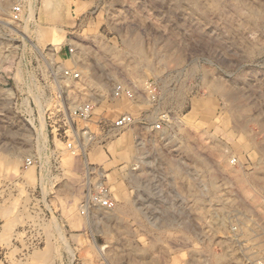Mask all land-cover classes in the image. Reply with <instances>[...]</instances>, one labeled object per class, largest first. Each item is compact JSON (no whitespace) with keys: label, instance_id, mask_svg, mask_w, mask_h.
Listing matches in <instances>:
<instances>
[{"label":"rangeland","instance_id":"374dc122","mask_svg":"<svg viewBox=\"0 0 264 264\" xmlns=\"http://www.w3.org/2000/svg\"><path fill=\"white\" fill-rule=\"evenodd\" d=\"M10 7L0 200L36 210L35 170L56 183L66 264H264V0H29L16 23ZM89 177L115 200L93 223Z\"/></svg>","mask_w":264,"mask_h":264},{"label":"crops","instance_id":"0c3cea01","mask_svg":"<svg viewBox=\"0 0 264 264\" xmlns=\"http://www.w3.org/2000/svg\"><path fill=\"white\" fill-rule=\"evenodd\" d=\"M41 172L35 170L36 180L31 185L42 195L39 208L34 210L35 201L18 206L14 201L5 205V200H0V264H66L67 225L47 196L56 183L45 180ZM35 218L42 220L37 228ZM73 226L69 225L74 231L80 230L81 223Z\"/></svg>","mask_w":264,"mask_h":264},{"label":"built area","instance_id":"2783aa9c","mask_svg":"<svg viewBox=\"0 0 264 264\" xmlns=\"http://www.w3.org/2000/svg\"><path fill=\"white\" fill-rule=\"evenodd\" d=\"M6 0H0V10L2 8V4ZM29 6V0H11V7H10V13H11V19L13 22H22L24 18V14L28 10ZM71 51L73 49L71 48ZM65 74L68 76H72L75 78L80 77L79 72H74L72 70H66ZM93 103H83L79 105L77 110L75 111L76 114L80 115V117H84L85 119H88L93 116L94 110ZM134 116L130 113H127L123 115L122 117H119L115 121V125L118 127H129L134 124ZM158 128H161V125H157ZM34 160L32 158L27 159V166L33 165ZM92 172V171H91ZM89 181L87 184V192L85 195V198L82 202V209L81 213L84 216H89L90 212L93 210H96L98 208L103 207H110L114 203L113 195L110 186L106 184L105 181L102 180H93L92 177H89Z\"/></svg>","mask_w":264,"mask_h":264},{"label":"bare ground","instance_id":"6f19581e","mask_svg":"<svg viewBox=\"0 0 264 264\" xmlns=\"http://www.w3.org/2000/svg\"><path fill=\"white\" fill-rule=\"evenodd\" d=\"M26 36V35H25ZM37 48V47H36ZM80 52V51H79ZM11 54V53H10ZM78 57H79V55H78ZM77 57V58H78ZM84 63V62H83ZM87 70V69H86ZM88 79V78H87ZM97 85V84H96ZM99 85V84H98ZM100 88L98 87L97 88V90H99ZM90 90V89H89ZM20 133V132H19ZM29 133V132H28ZM30 134V133H29ZM16 135H17V133H16ZM22 135V134H21ZM24 136V135H23ZM22 136V137H23ZM28 136V134L25 136V137H27ZM143 143V142H142ZM143 145V144H142ZM144 146V145H143ZM143 148V147H142ZM145 161V160H144ZM136 176V175H135ZM109 208V207H108ZM108 208H105V207H103V208H99V210H101L104 214H107V213H109V209ZM97 211L98 210H96V211H93V212H91V215L89 216V222L90 223H93V222H96L97 220H101V218H99V214H97ZM113 212V211H112ZM99 213V212H98ZM104 217H107V216H104ZM104 217H102V219L104 218ZM105 219V218H104ZM228 251L229 252H231V250L230 249H228ZM231 255V254H230ZM111 257H115V255H111ZM107 259V258H106Z\"/></svg>","mask_w":264,"mask_h":264}]
</instances>
